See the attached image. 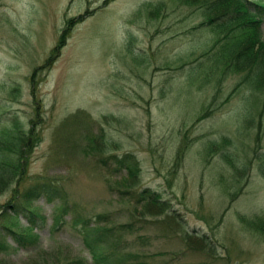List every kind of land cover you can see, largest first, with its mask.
<instances>
[{"label": "rangeland", "instance_id": "rangeland-1", "mask_svg": "<svg viewBox=\"0 0 264 264\" xmlns=\"http://www.w3.org/2000/svg\"><path fill=\"white\" fill-rule=\"evenodd\" d=\"M207 2L208 12L239 8ZM198 3L0 0V120L11 112L33 129L25 173L0 209L37 180L60 190L28 202L43 216L32 230L0 210V243L13 247L0 249L1 264H94L109 253V264H264V90L217 58L229 39ZM260 29L231 34L264 56V17ZM124 154L133 178L113 170ZM145 187L163 209L119 193ZM97 214L111 237L87 246L74 220ZM4 224L31 244L14 246Z\"/></svg>", "mask_w": 264, "mask_h": 264}, {"label": "trees", "instance_id": "trees-1", "mask_svg": "<svg viewBox=\"0 0 264 264\" xmlns=\"http://www.w3.org/2000/svg\"><path fill=\"white\" fill-rule=\"evenodd\" d=\"M190 1H191V3H190ZM190 1L187 0V2L189 4L193 5L197 0H190ZM198 1H200V3H198V7L199 8L201 7L202 10H205V11H203L204 13H208L207 14L208 18H209L208 23L211 25L210 28L212 30H216V31L223 30L224 31L223 37L225 39H229V42H227L226 44H221L220 48L217 50V52H218L217 58H220V60H223V63L225 64V66H227L229 64L228 66L229 67L233 66L235 70H240V71H241V69L245 70L244 71L245 76L250 78V83L253 84V86H255L256 88L264 90V56H262L259 51H254L253 48L248 47L251 44H248L247 40L245 42L244 40H242L240 38H234L232 35V34H235V32H236V31L235 32H233V31L235 29L237 31H239V28L242 25L244 26V28L248 29V32H251L252 35H259L260 34L261 20H262V17L264 15V1L263 0H256V1L251 0L248 2V0H245L246 1L245 2L244 0H241V1L237 0L238 1V7L240 6L237 10H241V13L238 11H231V10H228L226 12H220V13L216 10H213V11L210 10V12H211L210 13V12H208L209 8H213V5H209V3L207 2L208 0H198ZM219 1H217V3ZM241 3L244 4V6L239 5ZM244 7L248 8V9L244 10L245 9ZM206 8H207V10H206ZM217 12H218V14H216ZM237 13L239 15H237ZM215 14L217 15V17H215L216 16ZM232 15H234V16H232ZM240 17H242V18H240ZM244 18H245V20L243 21L242 19H244ZM238 22H242V23H240L241 26L239 24H237ZM235 23L237 25H234ZM201 24H203V23H201ZM201 24H199V25H201ZM207 56L208 55H206V57ZM197 67L198 66L195 63V65L190 67L189 71L190 72L194 71L195 69H197ZM1 117H4V120H0V193L5 189V187L10 182L13 181L14 178L16 179L14 183L16 184V187H18V184L22 178V175L25 173L24 172V170H25V164H24L25 158H26V154H28V152H29L28 147L31 145V136L33 134V129L27 128V130L25 131V128L22 127V125L19 121V117L14 116L13 114H11V112L7 113L6 115H3ZM127 155L124 154V155H122L123 157L120 156L118 158H115L117 160H115V159L113 160L115 162L114 163L115 166H114L113 170L114 171H115V169L124 170L125 172L123 171L122 176L127 175V176H129V178H133L135 175L134 163L132 162L133 159H132V157H130L131 155H129V154H127ZM125 179H126V177H125ZM31 186L29 185V186L23 188L22 190H18L17 192L13 193V196L14 195H16V196H14V198L11 197V199L8 201V203L7 202H6V204L4 203V205L2 206V209H0V210H4V208L10 209V214H12L13 216H18L21 214L26 219V223H28L26 227H28L29 230L34 229V227L36 226L37 220L38 221L42 220L43 216L40 213H38L37 210L29 207V205H27L28 202L32 201L34 199H37V197L43 198L46 202H51L52 200H55L56 198H60V192H59L60 190L55 185V183H53L52 181L45 180V179L40 180V181L37 180ZM119 193L122 197L127 196V197H129V199L135 200L136 203L138 202L137 204L144 211H147L146 208H147L148 204H152V205L156 206V208L159 210H161L164 207V205L162 204L160 199H157L158 198L157 194L154 193L153 190L146 188V187L141 188L140 190H138L136 192L130 191V190L124 188V189H121L119 191ZM21 203H23L22 205H24V203H25V205H24L25 208L22 207ZM96 216H94L95 218H93L92 220L91 219H83V218L82 219L76 218V220H74V222H79L78 224H80V228L78 229V231H79L80 235L83 234L82 235V241H84V243L87 246L91 245V241L98 240L100 235H101V237L99 239L101 241H104V239L107 236H108V238L111 237L110 236L111 228H109L105 225V223L107 222L106 217L99 215V214H97ZM100 223H102L103 225L99 226L98 224H100ZM4 225H2L3 228L6 230V233L10 235V239H12V241L16 244V247L20 248V247L26 246L27 244H31V241L33 240L32 235H29V233L17 232L15 230H13V228L11 226L9 227L8 224H4ZM121 227H126V225H121ZM93 228L96 229L95 233H92ZM259 229L261 232H264L263 227H260ZM103 233H105V234H103ZM85 234L91 235L92 237L89 238V240H88L85 237ZM4 235H6V234H3V236ZM102 236L104 237L103 239H102ZM92 238L95 240H92ZM6 243H7V245H6ZM15 244H14V246H15ZM99 244L101 245L104 243L99 242ZM111 246H118V243L113 241L111 243ZM1 248L12 249L13 247H12V245H10V243H8L7 241L4 240L2 243H0V249ZM111 249H117V247H111ZM111 254H114V253H111ZM108 255H110V253ZM113 257H114V259H116V262L121 263L117 259L116 255ZM96 258L97 257H94V259H96ZM107 261H108L107 256L106 257L105 256H99L98 260L96 261L97 263L94 262V264H98V263L99 264H109L110 262H107ZM119 263H116V264H119Z\"/></svg>", "mask_w": 264, "mask_h": 264}, {"label": "bare ground", "instance_id": "bare-ground-1", "mask_svg": "<svg viewBox=\"0 0 264 264\" xmlns=\"http://www.w3.org/2000/svg\"><path fill=\"white\" fill-rule=\"evenodd\" d=\"M188 1H190V0H188ZM217 1H219V0H217ZM217 1H216V2H217ZM221 1H222V0H221ZM240 1H241V0H240ZM244 1H245V0H244ZM250 1H251V0H250ZM253 1H254V0H253ZM253 1H252V2H253ZM255 1H256V0H255ZM263 1H264V0H263ZM245 2H246V1H245ZM248 2H249V1H248ZM190 3H191V1H190ZM201 3H202V2H201ZM212 3H213V2H212ZM219 3H221V2H218L217 4H219ZM103 4H104V3H103ZM245 4H246V3H245ZM209 5H211V4H209ZM239 5H243V6H244V4H242V3L239 4ZM246 5H247V4H246ZM214 6H215V5H214ZM105 7H106V6H105ZM239 7H240V6H239ZM241 7H242V6H241ZM245 7H246V6H245ZM245 7H244V8H245ZM200 8H201V7H200ZM212 9H213V8H212ZM246 9H248V8H245L244 10H246ZM100 10H101V9H100ZM206 10H207V8H206ZM234 10H235V9H234ZM234 10H233V11H234ZM203 11H205V10H203ZM236 11H238V12L241 13V10H236ZM251 11H252V10H251ZM98 12H99V9H98ZM206 12H207V11H206ZM229 12H230V11H229ZM243 12H244V11H243ZM243 12H242V13H243ZM103 13H104V12H103ZM203 13H204V12H203ZM210 13H211V12H210ZM235 13H236V12H235ZM244 13H245V12H244ZM94 14H95V13H94ZM207 14H208V13H207ZM96 15H97V14H96ZM230 15H231V14H230ZM237 15H239V14L237 13ZM242 15H243V14H242ZM245 15H246V14H245ZM247 15H248V14H247ZM249 15H250V14H249ZM232 16H234V15H232ZM232 16H231V17H232ZM228 17H229V16H228ZM243 17H244V16H243ZM235 18H236V17H235ZM235 18H234V19H235ZM240 18H242V17H240ZM82 19H83V18H82ZM230 19H231V18H230ZM80 20H81V19H80ZM231 20H232V19H231ZM235 20H236V19H235ZM260 20H261V19H260ZM239 21H240V20H239ZM243 21H244V20H243ZM222 22H223V21H222ZM226 22H227V21H226ZM235 22H236V21H235ZM227 23H228V22H227ZM231 23H232V22H231ZM233 23H234V22H233ZM222 24H223V23H222ZM205 25H206V23H205ZM224 25H225V24H224ZM229 25H230V24H229ZM234 25H235V24H234ZM234 25H233V26H234ZM227 26H228V25H227ZM228 27H229V26H228ZM210 31H211V30H210ZM235 31H236V30H235ZM68 32H69V31H68ZM66 33H67V32H66ZM69 34H70V33H69ZM69 34H68V35H69ZM59 35H61V34H59ZM214 35H215V34H214ZM216 36H217V35H216ZM218 38H219V37H218ZM57 40H58V39H57ZM61 40H62V39H61ZM215 42H216V41H215ZM215 42H214V43H215ZM57 43H58V42H57ZM59 44H60V43H59ZM216 44H218V43H216ZM222 44H223V43H222ZM60 45H61V44H60ZM57 46H58V45H57ZM55 47H56V46H55ZM55 47H54V48H55ZM212 48H213V47H212ZM216 52H217V51H216ZM203 55H204V54H203ZM205 56H206V55H205ZM205 56H204V58H205ZM209 56H210V55H209ZM212 56H213V55H212ZM210 57H211V56H210ZM48 59H49V58H48ZM205 60H206V59H205ZM208 60H209V58H208ZM44 62H45V61H44ZM48 62H49V61H48ZM203 62H204V61H203ZM207 62H208V61H207ZM200 65L202 66V63H201ZM204 65H205V64H204ZM228 65H229V64H228ZM228 65H227V67H228ZM198 67H199V66H198ZM224 69H227V68H224ZM222 70H223V69H222ZM224 71H226V70H223L222 73H223ZM225 74H226V73H225ZM225 74L223 73V77H225ZM226 77H227V75H226ZM222 79H223V78H222ZM219 80H220V79H219ZM223 80H224V79H223ZM221 81H222V80H221ZM219 83H220V81L218 82V84H219ZM216 84H217V82H216ZM218 84H217V85H218ZM244 84H246V83H244ZM220 85H221V84H220ZM220 85H219V86H220ZM215 86H216V85H215ZM245 86H246V85H245ZM249 87H250V86H249ZM251 87H252V86H251ZM216 89H217V88H216ZM249 90H250V89H249ZM252 90H253V89H252ZM216 91H217V90H216ZM253 91H255V89H254ZM257 91H258V90H257ZM185 92H187V91H185ZM219 92H220V91H219ZM251 92H252V91H251ZM251 92H250V94H251ZM259 93H260V92H259ZM184 94H185V93H184ZM218 94H219V93H218ZM179 95H180V93H179ZM259 95H260V94H259ZM259 95H258V96H259ZM252 96H253V95H252ZM252 96H251V97H252ZM248 97H249V96H248ZM182 98H183V97H182ZM252 99L254 100L255 98H252ZM213 100H214V99H213ZM248 100H249V98H248ZM216 101H218V100H216ZM249 101H250V100H249ZM255 102H256V101H255ZM260 102H261V101H260ZM213 103H214V102H213ZM222 103H223V102H222ZM256 103H257V102H256ZM256 103H255V105H258V104H256ZM251 104H252V103H251ZM260 104H261V103H260ZM224 105H225V104H224ZM262 106H263V105H262ZM258 107H260V106H258ZM253 109H254V111H255V108H253ZM250 110H251V109H250ZM251 112H252V110H251ZM253 114H254V113H253ZM251 115H252V114H251ZM181 136H182V135H181ZM183 137H184V136H183ZM181 138H182V137H181ZM183 140H184V139H183ZM181 142H182V141H181ZM185 143H186V140H185V142H183V144H185ZM185 145H186V144H185ZM180 148H181V147H180ZM127 156H128V155H127ZM127 156H126V157H127ZM122 157H123V156H122ZM113 158H114V157H113ZM132 159H133V158H132ZM256 159H258V158L256 157ZM260 159H261V158H260ZM115 160H117V159H115ZM134 161H135V160H134ZM100 162H101V161H100ZM105 162H106V161H105ZM124 162H125V161H124ZM106 163H107V162H106ZM114 163H115V162H114ZM111 164H112V163H111ZM135 164H136V163H135ZM259 164H260V163H259ZM103 165H106V164H103ZM121 165H122V164H121ZM137 165H138V164H137ZM116 166H117V165H116ZM136 167H138V166H136ZM136 167H135V168H136ZM102 168H103V167H102ZM123 168H124V167H123ZM241 169H242V168H241ZM111 170H112V169H111ZM115 170H116V169H115ZM112 171H113V170H112ZM135 171H136V170H135ZM124 172H125V171H124ZM106 173H108V172H106ZM126 173H127V172H126ZM128 173H129V172H128ZM110 174H111V173H110ZM120 175H121V174H120ZM130 175H131V174H130ZM126 176H127V175H126ZM35 186H36V185H35ZM31 187H32V186H31ZM37 187H38V186H37ZM32 188H33V187H32ZM15 189H16V188H15ZM33 189H34V188H33ZM43 190H44V189H43ZM144 191H145V190H144ZM41 192H42V191H41ZM59 192H60V191H59ZM128 192H129V191H128ZM14 193H15V192H14ZM45 193H46V192H45ZM122 193H123V192H122ZM143 193H144V192H143ZM18 194H19V193H18ZM18 194H17V195H18ZM137 194H138V193H137ZM139 194H140V193H139ZM158 194H159V192H158ZM46 195H47V194H46ZM135 195H136V194H135ZM140 195H141V194H140ZM14 196H16V195H14ZM14 196H13V198H14ZM62 196H63V195H62ZM123 196H124V195H123ZM138 196H139V195H138ZM138 196H137V197H138ZM22 197H23V196H22ZM161 197H162V196L160 195V198H161ZM34 198H35V197H34ZM37 198H38V197H37ZM122 198H123V197H122ZM162 198H163V197H162ZM162 198H161V199H162ZM65 199H66V198H65ZM135 199H136V198H135ZM157 199H159V198H157ZM157 199H156V200H157ZM132 200H133V199H132ZM138 200H139V199H138ZM163 200H164V199H163ZM61 201H63V200H61ZM168 201H169V200H168ZM22 202H23V201H22ZM24 202H25V201H24ZM139 202H140V201H139ZM158 202H159V201H158ZM164 202H165V201H164ZM166 202H167V201H166ZM7 203H8V202H7ZM59 203H60V202H59ZM61 203H62V202H61ZM130 203H131V202H130ZM137 203H138V202H137ZM5 204H6V203H5ZM22 204H23V203H21V205H22ZM160 204H161V203H160ZM3 205H4V204H3ZM24 205H25V203H24ZM24 205H22V207H24ZM66 205H67V204H66ZM166 205H167V204H166ZM19 206H20V205H19ZM72 206H73V205H72ZM161 206H162V205H161ZM60 207H61V206H60ZM167 207H168V206H167ZM24 208H25V207H24ZM63 208H64V206H63ZM63 208H61V209H63ZM65 208H66V207H65ZM72 208H73V207H72ZM72 208H71V210H72ZM161 208H162V207H161ZM163 208H164V207H163ZM163 208H162V209H163ZM71 210H70V211H71ZM73 210H74V209H73ZM58 211H59V210H58ZM61 211H62V210H61ZM169 211H170V210H169ZM31 212H32V211H31ZM63 212H64V211H63ZM161 212H162V211H161ZM164 212H165V211H164ZM2 213H3V212H2ZM60 213H62V212H60ZM170 213H171V212H170ZM22 214H23V213H22ZM62 214H63V213H62ZM171 215H172V214H171ZM5 216H6V215H5ZM9 217H11V216H9ZM17 217H18V216H17ZM96 217H97V216H96ZM2 218H3V217H2ZM5 218H6V217H5ZM172 218H173V217H172ZM77 219H78V217H77ZM1 220H2V219H1ZM3 221H4V220H3ZM77 221H78V220H77ZM79 221H80V220H79ZM4 226H5V225H4ZM94 226H95V225H94ZM5 227H6V226H5ZM9 227H10V226H9ZM12 227H13V225H12ZM14 227H15V226H14ZM17 227H18V225H17ZM27 228H28V227H27ZM98 228H99V227H98ZM16 229H17V228H16ZM21 229H22V228H21ZM99 229H100V228H99ZM14 230H15V229H14ZM17 230H18V229H17ZM93 230H94V229H93ZM95 230H96V229H95ZM20 231H21V230H20ZM21 232H22V231H21ZM102 232H103V231H102ZM102 232H101V233H102ZM92 233H93V232H92ZM99 233H100V232H99ZM99 233H98V234H99ZM90 234H91V233H90ZM98 234H97V235H98ZM103 234H105V233H103ZM18 235H19V234H18ZM20 235H21V234H20ZM29 235H32V234L29 233ZM1 236H2V235H1ZM89 237H90V235H89ZM91 237H92V236H91ZM93 237H94V236H93ZM100 237H101V235L99 236V238H100ZM97 238H98V237H97ZM99 238H98V239H99ZM103 238H104V237L102 236V239H103ZM88 239H89V238H88ZM92 240H95V239L92 238ZM107 241H108V240H107ZM82 242H83V241H82ZM93 242H94V241H93ZM89 243H90V242H89ZM6 245H7V243H6ZM15 246H16V245H15ZM10 248H11V247H10ZM99 248H100V247H99ZM120 248H121V247H120ZM107 249H108V248H107ZM107 249H105V250H107ZM12 250H13V248H12ZM97 250H98V249H97ZM99 250H100V249H99ZM102 250H103V249H102ZM102 250H100V251H102ZM112 250H113V249H112ZM115 250H116V249H115ZM119 250H120V249H119ZM9 251H10V250H9ZM9 251H8V252H9ZM103 251H104V250H103ZM103 251H102V252H103ZM107 251H108V250H107ZM109 251H110V250H109ZM4 252H5V251H4ZM102 252H101V254H102ZM114 252H115V251H114ZM119 252H120V251H119ZM106 253H107V252H106ZM111 253H112V252H111ZM107 255H108V254H107ZM107 255L105 254V255H103V256L106 257ZM118 255H119V254H118ZM109 256H111V255H109ZM114 256H115V255H114ZM103 258H104V257H103ZM4 261H5V260H4ZM1 263H3V262H1ZM93 263H94V262H93ZM114 263H119V262H115V261H114ZM114 263H112V264H114ZM81 264H82V263H81ZM119 264H120V263H119Z\"/></svg>", "mask_w": 264, "mask_h": 264}]
</instances>
